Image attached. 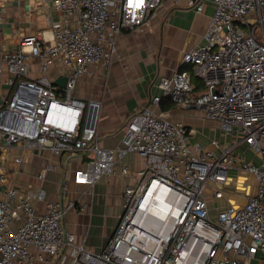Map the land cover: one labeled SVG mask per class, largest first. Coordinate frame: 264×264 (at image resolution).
<instances>
[{
	"label": "built area",
	"instance_id": "2783aa9c",
	"mask_svg": "<svg viewBox=\"0 0 264 264\" xmlns=\"http://www.w3.org/2000/svg\"><path fill=\"white\" fill-rule=\"evenodd\" d=\"M6 1L0 0V19ZM185 1L197 13L208 3ZM42 3L53 5L64 19L52 26V38L41 33L23 37L15 51L0 49V76L7 74L9 88L0 100V152L9 158L10 149L18 147L58 159L41 170L42 180L59 170L61 161L68 167L76 157L81 165L72 179H63L54 201L42 187L12 183L5 166L9 159H3L0 264H250L264 255V0H212L215 12L203 42L183 55L189 68L162 77V95L151 100L156 107L169 98L179 108L203 110L233 139L220 155L191 145L186 126L149 106L126 122L122 147L105 148L98 135L102 101L75 94L79 81L93 76L96 67L109 72L123 33L151 30L163 0ZM30 58L38 60V79L29 75ZM56 64L66 79L63 86L48 77ZM242 148L260 162L237 154ZM128 153L145 164L122 194L114 232L94 251L65 228L67 213L89 207L81 197L70 198L69 184L93 188L111 177ZM25 158L18 155L13 163L20 166ZM233 169L253 176L257 192L245 205L227 204L212 215L208 194L224 198ZM121 172L128 175L129 168Z\"/></svg>",
	"mask_w": 264,
	"mask_h": 264
},
{
	"label": "crops",
	"instance_id": "0c3cea01",
	"mask_svg": "<svg viewBox=\"0 0 264 264\" xmlns=\"http://www.w3.org/2000/svg\"><path fill=\"white\" fill-rule=\"evenodd\" d=\"M214 12L212 0H208L203 13H197L185 0H163L157 16L151 21L150 31L143 29L135 33L125 32L120 36L118 53L109 72H104L98 66L93 76L84 77L79 81L75 91L76 96L83 99H97L103 103L98 129L103 147L110 149L122 147V130L126 122L147 106L154 109L157 114L186 126L190 131L191 145L200 144L217 155L231 145L233 139L224 135L217 123L207 119L203 110L201 113V109L197 108L182 109L171 101H164L158 107L151 104L154 97L162 95V91L158 88V82L162 77H169L189 68L182 64L183 55L203 42V35ZM61 23H64L62 15L53 5L44 4L42 0H8L5 2L3 18L0 19V49L15 51L19 48L23 37L41 33H44L47 39H51L52 26ZM60 74V67L57 64L48 71V77L54 85L56 81L65 79L60 77ZM29 75L32 79L41 76L37 59L30 58ZM6 76V73L0 76V100L9 89L4 84ZM14 150H21L22 155H26V161L24 160L20 166L11 161L5 164L12 176L11 182L20 187L29 186L34 189L42 187L54 201L59 200L58 193L63 179L66 176L72 179L73 171L81 165L80 158L76 157L68 163V167L67 162L61 161L65 169L53 171L59 172L58 177L55 185L48 187L44 184L47 177L45 180L39 177L44 168L42 167L44 158L50 154L34 150L24 151L22 148ZM243 153L248 161L260 162L259 158L250 152H245L244 148L237 151V154ZM0 155L2 165L3 159L9 158L6 153L0 152ZM17 156L15 154L14 157ZM144 164L143 158L128 153L115 166V173L111 177L99 180L93 188L75 185L71 181L70 198L81 197L89 207L83 213L76 210L67 213L64 219L65 228L74 233L79 242H85L88 248L100 251L118 224L117 221L105 229L104 223L108 220L105 211L119 205L122 212V194L127 186L134 185L136 173ZM123 167L129 168L128 175L122 174ZM229 177L230 181L224 189V198L212 199L211 194H208L212 215L216 213L217 208H223L227 204L245 205L249 197L257 192L258 183L253 176L233 169ZM38 207L41 209L43 205L38 204ZM101 220H105L103 226L100 225ZM19 226V224L13 225L15 229ZM100 237L107 239L99 243ZM250 264H264V255L258 254Z\"/></svg>",
	"mask_w": 264,
	"mask_h": 264
},
{
	"label": "rangeland",
	"instance_id": "374dc122",
	"mask_svg": "<svg viewBox=\"0 0 264 264\" xmlns=\"http://www.w3.org/2000/svg\"><path fill=\"white\" fill-rule=\"evenodd\" d=\"M202 112L203 111L201 110V113ZM14 149H18V148L17 147L11 148L10 149V154L8 155L9 156V161H11V162H13V159H14L15 154L22 155V151L21 150H17L16 151ZM54 159H56V158H53L52 156L48 155L47 158H44V163H43L42 167H46L49 163H57L58 162V161H56L57 159L56 160H54ZM60 169L61 170L62 169H65V166H63L61 164V167H59V170ZM57 173H59V172H57ZM57 173L56 172H53V171H50L49 174H48V176H47V179L44 181L45 182L44 184H47L48 187L54 186L55 185V180L58 177L57 176ZM104 214H106L105 216L107 217L108 220H106L105 223H104L105 220L104 221L101 220L100 221V225L102 224V226H103V223H104V228L106 229V228L111 227L113 224L117 223V221H118V219H119V217L121 215V207L119 205H117V207H110L107 211H105ZM106 239H107L106 237H100V238H98V242L99 243L100 242H104V240H106Z\"/></svg>",
	"mask_w": 264,
	"mask_h": 264
},
{
	"label": "trees",
	"instance_id": "16d2710c",
	"mask_svg": "<svg viewBox=\"0 0 264 264\" xmlns=\"http://www.w3.org/2000/svg\"><path fill=\"white\" fill-rule=\"evenodd\" d=\"M195 83H196V85L198 86V88H199V90L200 91H202L203 90V88H202V83H201V81L199 80V79H195ZM164 101H171L169 98H164L163 100H162V102L160 103V105L164 102ZM172 102V101H171ZM173 103V102H172ZM174 104V103H173Z\"/></svg>",
	"mask_w": 264,
	"mask_h": 264
},
{
	"label": "water",
	"instance_id": "95a60500",
	"mask_svg": "<svg viewBox=\"0 0 264 264\" xmlns=\"http://www.w3.org/2000/svg\"><path fill=\"white\" fill-rule=\"evenodd\" d=\"M66 83V79H62L55 82V85L57 86H63Z\"/></svg>",
	"mask_w": 264,
	"mask_h": 264
}]
</instances>
